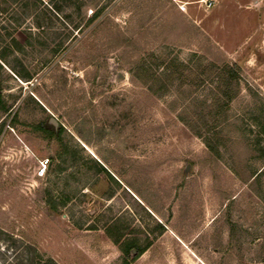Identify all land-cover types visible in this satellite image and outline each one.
<instances>
[{
    "label": "rangeland",
    "instance_id": "obj_1",
    "mask_svg": "<svg viewBox=\"0 0 264 264\" xmlns=\"http://www.w3.org/2000/svg\"><path fill=\"white\" fill-rule=\"evenodd\" d=\"M211 1L0 0V264H264V0Z\"/></svg>",
    "mask_w": 264,
    "mask_h": 264
},
{
    "label": "trees",
    "instance_id": "obj_2",
    "mask_svg": "<svg viewBox=\"0 0 264 264\" xmlns=\"http://www.w3.org/2000/svg\"><path fill=\"white\" fill-rule=\"evenodd\" d=\"M96 16H98V13H96L94 18H96ZM206 69L216 70L217 75L224 82L222 85L218 87L220 89L221 97L217 100L218 103L216 102L218 104V111L221 114L227 111V109L230 107L231 100L235 97V93L232 90V85L233 82L238 80L239 67L236 63L230 64L222 60L219 61V59L216 58L210 61ZM29 76L30 75L27 74L25 77H29ZM32 127L35 131L40 133L44 138L48 140H52L53 138H58L60 135V131H56L54 125L47 126L45 122L34 124ZM0 131H1V127H0ZM205 142L207 144L210 153H212L214 156L220 154L218 144L211 135L208 134L206 135ZM115 243H117L120 246L123 254L125 255L126 258L125 263H128L127 260L129 258L140 257L143 254V252L146 250V247H141L138 244L137 239H131L123 242L121 241V239H118L115 240ZM134 250L136 251V254L130 257L133 254Z\"/></svg>",
    "mask_w": 264,
    "mask_h": 264
},
{
    "label": "built area",
    "instance_id": "obj_3",
    "mask_svg": "<svg viewBox=\"0 0 264 264\" xmlns=\"http://www.w3.org/2000/svg\"><path fill=\"white\" fill-rule=\"evenodd\" d=\"M202 2H203V3L205 4V6H207V7H211V6L213 5V1H211V0H202ZM181 8H182V10H185V7H184V6H182ZM46 164H47V163L42 162V167H43V168L46 167Z\"/></svg>",
    "mask_w": 264,
    "mask_h": 264
},
{
    "label": "water",
    "instance_id": "obj_4",
    "mask_svg": "<svg viewBox=\"0 0 264 264\" xmlns=\"http://www.w3.org/2000/svg\"><path fill=\"white\" fill-rule=\"evenodd\" d=\"M51 122L55 123L54 120H52ZM55 125H57V124L55 123Z\"/></svg>",
    "mask_w": 264,
    "mask_h": 264
}]
</instances>
